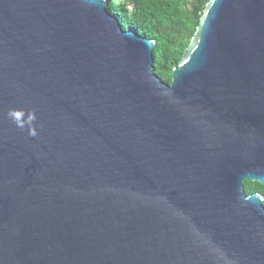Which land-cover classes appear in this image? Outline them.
Returning <instances> with one entry per match:
<instances>
[{"label": "water", "instance_id": "95a60500", "mask_svg": "<svg viewBox=\"0 0 264 264\" xmlns=\"http://www.w3.org/2000/svg\"><path fill=\"white\" fill-rule=\"evenodd\" d=\"M107 4L0 0V264H264V0H210L170 83Z\"/></svg>", "mask_w": 264, "mask_h": 264}, {"label": "trees", "instance_id": "16d2710c", "mask_svg": "<svg viewBox=\"0 0 264 264\" xmlns=\"http://www.w3.org/2000/svg\"><path fill=\"white\" fill-rule=\"evenodd\" d=\"M209 1L108 0L106 10L118 19L124 30L132 28L139 35L155 40L154 71L170 83L173 68L179 64ZM244 190L246 194L259 192L264 196V185L258 181L246 179Z\"/></svg>", "mask_w": 264, "mask_h": 264}, {"label": "clouds", "instance_id": "9594fccd", "mask_svg": "<svg viewBox=\"0 0 264 264\" xmlns=\"http://www.w3.org/2000/svg\"><path fill=\"white\" fill-rule=\"evenodd\" d=\"M23 112H20V111H10L9 112V116L10 118H12V120L17 124L18 127H21L23 128L24 124H23V121H22V117H23ZM35 119V116L34 114L31 115L29 117V120H34ZM32 135H35V132H31Z\"/></svg>", "mask_w": 264, "mask_h": 264}]
</instances>
